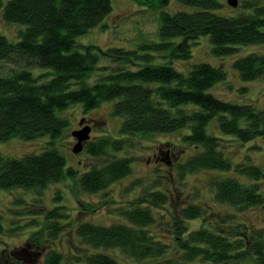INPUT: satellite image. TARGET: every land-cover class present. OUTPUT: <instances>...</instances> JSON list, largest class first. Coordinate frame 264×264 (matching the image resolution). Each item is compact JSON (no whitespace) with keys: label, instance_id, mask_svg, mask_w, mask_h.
<instances>
[{"label":"trees","instance_id":"16d2710c","mask_svg":"<svg viewBox=\"0 0 264 264\" xmlns=\"http://www.w3.org/2000/svg\"><path fill=\"white\" fill-rule=\"evenodd\" d=\"M157 1L164 5L170 0ZM178 1L195 8L173 14L161 12L159 41L142 43L140 51L111 48L110 56L115 60H139L142 66L112 67L88 85L91 72L101 69L97 46L78 43L77 37L103 24L111 12V0H0L3 19L19 26L15 41L0 34V61L23 64L7 74L0 73V141L49 138L36 154L13 158L0 153V188L43 189L71 178L83 191L100 192L131 173L132 157L117 153L132 137L185 127L189 131L182 140L194 152L176 165L181 179L205 169L228 172L213 180L212 186L215 200L234 211L210 221L204 220L203 207L190 204L180 208L173 224L166 226L175 233L174 248L147 228L155 221L151 209L163 208L168 202L167 193L154 180L137 198L118 208L122 221L77 225L83 243L94 249H86L76 258L78 262L119 264L106 252L118 249L138 264H264V228L235 220L237 212L251 207L264 211V171L254 164L231 162L221 147L224 138L206 129L216 118L219 131L240 144L264 139V107L234 103L210 93L216 82L226 79L221 64L193 63L187 74L172 64L174 59L188 60L191 46L201 35H209V51L219 60L237 52L239 45L258 44L264 49V0H241L242 9L227 16L214 12L220 7L219 0ZM82 46L84 50H80ZM154 53L166 62L151 64ZM232 61L241 81L264 74V52L252 51ZM33 67L40 70L33 73ZM108 100H115L111 113L122 117L119 129L123 136L100 134L88 140L85 152L102 161L77 173L66 166L54 143L68 122L58 111L75 103L84 109L96 108ZM63 211L60 205L46 213L45 226L50 234L61 228L54 218ZM198 218L202 220L200 226L189 229L188 220ZM60 261L56 250L46 252V264Z\"/></svg>","mask_w":264,"mask_h":264},{"label":"rangeland","instance_id":"374dc122","mask_svg":"<svg viewBox=\"0 0 264 264\" xmlns=\"http://www.w3.org/2000/svg\"><path fill=\"white\" fill-rule=\"evenodd\" d=\"M237 1L238 5L232 7L227 0H219L220 7L214 12L225 16L234 15L242 9L239 6L241 0ZM111 7V12L103 21L104 26L99 25L77 37L78 43L97 46L98 67L101 69L91 72L86 79L88 85H92L101 73L110 72L112 67L135 69L142 66L143 63L139 60L123 62L119 57H117L119 60H115L116 58L110 56L111 48L139 50L142 43L159 41L157 32L161 12L173 14L175 11H192L195 8L178 0H170L164 5L159 4L157 0H111ZM18 27L17 24L7 23L0 9V34L15 41ZM209 40V35H201L191 46V57L188 60L174 59L173 66L187 74L193 63L210 62L215 66L221 64L226 72V79L216 82L209 92L223 100L239 104L251 103L259 109L264 107V74L255 80L241 81L232 64L235 58L252 51L264 52L261 45H239L237 52L219 60L209 51L212 45ZM80 50H84V46ZM163 62H166V59L156 53L150 61L151 64ZM22 66L23 64L0 61V73L7 74L12 69ZM30 69L33 73L40 70L37 67ZM114 101H103L96 108L90 109H84L81 103H75L58 111V115L65 117L68 122L54 143L64 155L66 166H72L77 173L84 172L91 166H98L102 161L85 152V144L77 153L71 149L76 140L71 133L78 127V120L82 116L96 119L93 130H89L88 140H93L100 134H108L115 138L123 136L119 129L122 117L111 113ZM206 129L213 135L224 138L221 147L224 156L231 162L254 164L264 171V139L257 138L240 144L234 137L223 135L219 131L216 118L207 124ZM188 131L189 127H185L173 132L132 137L123 151L117 153L132 157L131 173L113 181L107 189L100 192L83 191L77 180L71 178L51 183L43 189L0 188V216L3 225V231L0 232V264H46L45 254L52 249L61 254L60 264H85L78 262L76 258L86 249L90 251L94 249L91 246L86 247L83 243L77 234V225L85 222L110 225L122 221L118 208L137 198L142 189L151 185L154 180L157 181L159 188L167 193L168 202L163 208L151 209L155 221L147 228L171 248L176 246L175 233L166 226L173 224V216L177 215L180 208L190 204L203 207L204 220L210 221L234 211L230 206L215 200L212 186L213 180L228 172L205 169L188 173L183 179L178 175L175 169L178 162H183L194 152L193 148L184 144L181 137ZM48 140L47 135L28 141L11 137L6 141H0V153L13 158L36 154ZM166 162L170 164L167 165ZM261 187L264 189V183ZM60 205L64 211L54 220L58 221L61 228L55 234H50L45 226L47 221L45 215L50 209ZM237 213L236 221L246 220L251 227L264 228V211L259 207H251ZM188 221L189 229L196 228L202 223L201 218ZM23 247L27 250H22ZM40 250L41 254H38L37 251ZM106 252L114 256L119 264H138L118 249H107ZM172 252L174 251L169 253ZM26 253L27 255H21Z\"/></svg>","mask_w":264,"mask_h":264},{"label":"water","instance_id":"95a60500","mask_svg":"<svg viewBox=\"0 0 264 264\" xmlns=\"http://www.w3.org/2000/svg\"><path fill=\"white\" fill-rule=\"evenodd\" d=\"M227 2L234 7L238 4L237 0H227ZM78 121H79V125H81L84 120L83 118H81ZM89 130H91L89 125H83L81 128L72 131L71 134L76 139V141H74L75 142L74 145L71 148L74 153L80 151L84 146V144L86 143V141L90 138Z\"/></svg>","mask_w":264,"mask_h":264},{"label":"flooded vegetation","instance_id":"af4514ba","mask_svg":"<svg viewBox=\"0 0 264 264\" xmlns=\"http://www.w3.org/2000/svg\"><path fill=\"white\" fill-rule=\"evenodd\" d=\"M81 118H83V123L81 124V125H79V121H78V127L76 128V129H79V128H81L83 125H89L90 126V128L93 130V128H94V125L96 124V119L95 118H93V117H88V116H82ZM80 118V119H81ZM79 119V120H80ZM76 141V140H75ZM28 245V244H27ZM29 246V245H28ZM22 250H27V248H25V247H23V249ZM37 253L38 254H41V250L40 251H37ZM19 254V253H18ZM21 255H27V253L26 254H21ZM20 255V256H21Z\"/></svg>","mask_w":264,"mask_h":264}]
</instances>
